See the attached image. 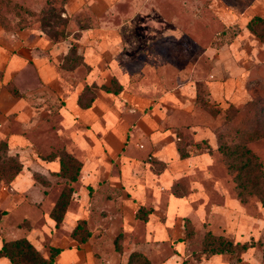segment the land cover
<instances>
[{"label": "rangeland", "instance_id": "1", "mask_svg": "<svg viewBox=\"0 0 264 264\" xmlns=\"http://www.w3.org/2000/svg\"><path fill=\"white\" fill-rule=\"evenodd\" d=\"M252 17L264 18V0H0V70L5 69L0 97L7 108L10 79L24 105L16 114L0 116V127L23 131L30 142L20 157L32 171L25 182L39 180L35 194L40 189L46 197L43 211L52 209L70 180L47 169L42 171L50 173V181L34 177L35 169L52 155L81 162L69 210L76 211L89 192L87 228L106 231L104 242L86 247L95 264H128L137 249H144L152 264L185 259L187 264H264V206L256 196L241 201L235 174L219 150L221 144L244 143L264 164V24L252 23L253 32ZM53 30L70 35L53 43L48 34ZM75 42L85 61L67 69L65 57ZM11 60L16 69L10 67L7 76ZM113 77L124 91L106 96L98 88ZM86 85H97L94 93L102 106L113 108L116 129L127 133L129 142L138 136L142 144L131 146H149V208L142 211L149 209L148 236L144 222L135 232L122 233L119 212L128 220L133 212L122 208L127 199V183L117 177L122 148L114 129L89 120L102 107L86 115L78 109ZM165 131L154 145L152 137ZM105 133L111 146L104 149L94 141ZM165 144L179 145L187 158L179 154L166 169L151 154ZM89 160L97 169L87 168ZM84 170L96 177L88 187L81 181ZM208 231L255 246L240 262L231 253L199 260ZM49 243L46 235L40 239L48 255Z\"/></svg>", "mask_w": 264, "mask_h": 264}, {"label": "crops", "instance_id": "2", "mask_svg": "<svg viewBox=\"0 0 264 264\" xmlns=\"http://www.w3.org/2000/svg\"><path fill=\"white\" fill-rule=\"evenodd\" d=\"M53 43H56V42H53ZM84 61L85 60H83V63ZM15 65H16V62L13 63V60H11L9 64H7V68H6L7 76L8 75L12 76L9 70L11 68L16 69L14 68ZM3 70H0L1 71L0 78H2L5 73V71ZM9 80L6 82V89H7V95L9 96L8 97L9 101L11 102L9 103V106L6 108V106L4 105L0 97V116L1 118L5 116L8 117L9 114H16V111H21V108L24 109V105L20 103V96L22 95L20 89L16 85H14V83L11 80L10 81ZM115 80L117 81L119 86L121 85L122 87L121 90L118 93L106 91L104 89L105 86L116 88L115 85L113 84V81ZM9 85H11L13 88H16L18 91V94H15L12 91V89L9 87ZM87 87L90 88V91L88 93V95H90V98L88 99L87 97L88 95L84 96V102L85 104L90 103L89 104L90 106L83 107L80 104L79 99H80L81 94L85 91ZM96 87L97 85H86L84 89L79 93L77 97V101H76L78 109L80 110L81 114L86 115L87 112L91 111L90 109L92 107H96L99 105L100 107H102V109L98 110V112H96L97 114L95 115L90 114L91 116L90 115H89L90 117L88 116L89 120H91L92 123L97 122L98 128H103L109 125L111 129L115 130V133L117 134V136L116 138L115 137L114 138L117 141V145L118 146L121 145V148H122L120 149L122 154L121 152H119L118 162L120 166V172H118L117 177H119L121 180H124L127 183L125 184V188L123 187V191L127 199L123 200L122 208L133 211L132 216H131V219H133V221L131 219L129 220L125 218L123 219V211L121 210L119 212L121 220L123 222V227L125 226L124 231H122V233L124 235L131 234L135 232L134 229L137 228L136 227L137 223L144 222L145 223L144 228H146L144 232L145 234H147L146 236H148L149 235V209H147L146 214L144 213L142 214L141 212V215L146 217V219H141L137 217V213L139 212V209L141 207L143 208L142 211H144V209L147 207V204H148L149 193L147 194V191L149 192V161L147 158H149V146L147 149L144 145L143 147L139 146V148L138 146L137 147L131 146L132 144L138 145V143H141V142H138L139 141V139L137 138L138 136L132 137L131 142H129V140H127L128 134L125 133V135H123L122 130L120 131L119 128L116 129L117 127V125H115L116 118L114 116L115 111L113 110L111 106L101 105L100 96H97L96 93H94V88ZM123 88H124L123 83H121L116 77H113L110 84H107V85L103 84L98 89L100 90L101 93H103L106 96H112V95L116 96V95L121 94L124 91ZM91 125L93 126L94 124H91ZM10 127H9V130L6 127H3V126L0 127V142L5 141L8 144L7 153L9 150V153H8L9 155L18 156V157L22 155L21 157H23L24 156L23 154L26 151L27 146L29 145L30 142H28V139L26 138V135L23 131L22 132L14 131ZM21 128H24V126L21 125ZM159 134L160 135H155L154 137H152V141L154 142V145H158L160 140L166 136V131L159 132ZM104 135L105 136L102 138V140L95 139L94 143L95 142L98 143V141H100L98 144L101 146V148L105 149L104 145L108 143L109 136L107 133H105ZM146 136L144 135L142 136V138L147 140L149 138V135H146ZM126 141L128 142V145L125 144ZM110 143H108L109 148L111 146ZM141 148L143 149L141 150ZM151 154L155 160H157L160 163H163L166 169H171L170 167L171 162L175 161V158H177L179 154L181 158L183 159L187 158V157L181 156L179 145L178 146L176 145L174 147L171 144H165L161 146L160 149H153ZM21 157L19 159L21 160L23 164L22 171L11 182L7 183L5 181H2L0 183V250L3 247L4 239L16 240V239L25 237L28 240H30L45 257H49L45 249L41 248L40 246V239L43 238L44 235H46V237L50 241L49 243L51 245L50 247L55 246V247L61 248V252L60 254H58L53 264H95L97 263L96 261H94V256L92 254H89L86 251V247L87 245L90 244V242H93L94 244H96V241L104 242L105 235L103 236L102 234H105L106 231H103V229H98L99 230L98 231L95 228L90 227L89 231L91 232V236L88 238L87 242L84 244H79L71 235L73 229L77 226L79 220H86V221L88 220L89 213L88 212L85 213L84 210L86 208L85 207L86 202H90L89 192L83 199H81V201H79L78 208L76 211L70 212V210L68 209V212L66 213L64 220L61 223L60 227H57L55 220H53V218L51 217V211L54 206L48 212L43 211L42 206L46 201L45 199L46 197H44L43 195L44 193L40 192V189H39V195L35 194V190L37 188H40V186L36 184L37 183L36 181H39V180L37 178L35 179L32 178L29 182H25L26 180H28V177L30 176L32 171L30 167L27 165V163L21 159ZM58 157L59 156H55L53 159L45 158V159H48L49 161L47 160L44 161V164H41L40 166L41 168L35 169L33 176L35 177V175L38 174V175L43 176L44 179L50 181V178L48 177L50 176V173L51 174L56 173V172H59L60 170L61 163ZM88 164L89 166L87 168L90 171L97 169V167H95L97 165L96 162L92 163V161L89 160ZM43 169H47L46 171L50 172L49 175L45 171H42ZM143 171L145 173V177L147 178L143 176L144 175V173L142 174ZM82 172H81L82 174L81 181L83 183H86L88 187L90 185V181H93L96 178L95 174L94 172L93 173L91 172L90 175H88L87 172H85V170L83 173ZM143 179H145L144 182H143ZM40 184L43 185L41 182ZM92 184L93 183H91V186H93ZM74 193L76 196L77 193L76 192ZM178 199L180 198H173L172 201L173 200L177 201ZM75 200L77 201L78 198H76ZM68 222H70L69 225H68ZM89 224L91 225L90 220H89ZM59 230L65 233V235L58 237L57 232ZM137 250L147 255L144 249H137ZM0 264H13V263L10 261L9 258L5 256H1Z\"/></svg>", "mask_w": 264, "mask_h": 264}, {"label": "trees", "instance_id": "3", "mask_svg": "<svg viewBox=\"0 0 264 264\" xmlns=\"http://www.w3.org/2000/svg\"><path fill=\"white\" fill-rule=\"evenodd\" d=\"M254 22H258V24H264V18H253V20L249 23V28L252 31V23ZM48 34L51 36L50 38L53 42L64 40L70 35L67 32H57L55 30L49 31ZM83 60V56L78 51V43H73L65 57V61L70 62V64L67 66V69H71L75 65H80L83 63ZM113 84L116 88L105 86L104 89L108 92L118 93L122 88L121 85L119 86L116 80L113 81ZM9 87L15 94H18L16 88H13L11 85H9ZM89 91L90 88L87 87L80 96V104L83 107L90 106V103L85 104L84 102V96L88 95ZM7 148L8 144L5 141H1L0 183L2 181L11 182L23 169V164L19 157L10 156L7 153ZM179 150L182 157L188 156V152L185 149ZM219 150L227 157V166L230 171L235 174V181L237 184L236 189L241 201L247 202L251 196H256L264 206V164L259 156H257L253 150L244 143L234 146L227 143L221 144L219 146ZM54 157L55 155H52L47 158L53 159ZM60 163V170L55 174L57 176L67 177L70 182L66 184L51 211V217L53 220H55L57 227H60L66 213L68 212L69 206L73 199V194L75 192L73 183L79 180V173L82 167L81 162L71 155H69L68 158L61 157ZM142 210L143 208L141 207L137 213V217L146 219V217L141 215ZM189 222L190 219H186L185 223L187 224ZM192 234V232L188 233L189 236ZM71 235L79 244L86 243L88 238L91 236V232L87 228L86 220H79ZM253 246H255L254 242H234L225 235H216L212 231H208L205 234L203 247L201 252L198 254V257L200 260L203 255L210 257L217 254L231 253L237 254V259L240 262L242 253ZM60 252L61 248L50 247V255L49 257H45L30 240L23 237L16 240L4 239L3 247L0 250V257L5 256L9 258L13 264H53ZM139 259H142L144 264H152L151 260L140 251H133L131 253L128 264H134ZM187 263L189 262L185 259L182 264Z\"/></svg>", "mask_w": 264, "mask_h": 264}]
</instances>
